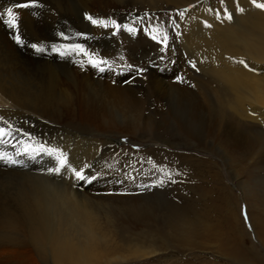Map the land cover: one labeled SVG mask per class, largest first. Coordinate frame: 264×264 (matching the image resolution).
<instances>
[{"label":"bare ground","instance_id":"obj_1","mask_svg":"<svg viewBox=\"0 0 264 264\" xmlns=\"http://www.w3.org/2000/svg\"><path fill=\"white\" fill-rule=\"evenodd\" d=\"M68 1L78 4L84 15L102 20L108 26L111 18L121 14L124 8V23L133 24L127 27L132 28L131 32L137 33L138 38H153L163 34L168 37L167 40L178 43L175 45V53L166 49L169 54L153 56L152 62H149L151 68L145 74L142 71L144 77L141 78L148 79L155 87L158 96L156 102L162 100L166 93H169L168 101H177L168 104L175 114L187 113L190 110L189 103L192 104L194 115L199 116L206 126L200 132L205 135L197 139L196 146L210 147L219 159H225L229 169L232 163L235 164L234 159L228 156L229 153L246 157L249 155L248 158L254 161V170L257 172H253L251 181L258 186L256 199L259 205L252 208L256 213H250L248 219L251 229L253 227L255 231V238L264 249V10L257 9L251 0H223V3L221 0H36L34 8H14L17 16L15 28H10L5 23L9 19L6 14L0 18V117L4 120L29 121L46 129H56L61 120L69 115L67 110L57 118V122H53L48 116L52 101H69L75 91L74 87L61 82L52 73L55 69H51L56 68L63 57L46 50L48 40H60L61 33L78 24L73 15L76 10L72 8V12L69 11ZM17 2L23 0H0V14H4L7 8L13 7ZM257 2L264 3V0ZM225 8L231 13V20L224 18ZM217 11L221 13L219 18L215 14ZM160 12L166 14L159 15ZM180 12H184L183 17L179 15ZM206 23L211 26L206 27ZM96 26L91 29L94 30L93 34H104L102 28L105 26L99 23ZM128 32L124 27V33ZM17 36L21 44L16 43ZM33 44L42 47L44 51L37 52L31 47ZM171 45L168 44L167 47L170 48ZM241 59L247 63L248 68L238 63ZM190 62H194L195 67ZM125 63L124 67H114V75L108 72L105 65L102 66L104 71H100L101 67H95L92 62H84L83 59L75 64L79 75L78 83L86 81L102 87L101 100L123 117L124 111H141L140 97H136L132 90L142 80L138 79V70L145 66L135 68L132 66L136 62L131 63L132 66ZM119 70L123 73H119ZM93 75L105 79L100 83ZM188 77L200 80L197 82L200 89L194 93L193 98L183 86ZM81 87L82 85L78 87V92ZM76 96L77 100L82 98L78 94ZM83 103H75L77 106H74L71 113L75 120L97 126L102 120L114 123L112 118L115 115L109 117L111 113L106 107L97 109L88 105L85 108ZM109 125L117 133L127 134L124 126ZM97 126L95 129L101 128ZM229 134H236V139ZM89 139L86 138L83 144L79 143L80 149L99 156V150ZM74 141L75 139L72 144ZM241 146L242 150L239 149ZM3 149L5 148L0 143V154H3ZM103 154L100 152L101 157ZM81 161L84 162V158ZM247 163L249 166V162ZM102 164L99 161L91 174L85 171L86 175L97 177L92 183L77 182L70 171L65 172L72 179L71 185L66 188L51 185L42 177L22 172L30 169L24 163L9 165L0 161L1 173L16 175L21 179L0 182L2 186L15 184L11 192L4 189L0 192V264H117L150 258H158L160 261L172 257L162 256V252L159 253L162 250L178 248L186 251L204 247L233 259L235 263L238 258L246 256L248 248L244 245L245 237L239 231L240 218H235L234 211L225 203L228 200L224 194L227 187H223L221 183V172L216 171L218 164L213 162L212 168L202 173L204 176L201 185L189 188L185 182H173L175 176L172 181L158 184L147 181L127 183L124 190H139L146 185V189L162 192V199L165 198L169 204L161 213L148 209L147 205L137 213H131L129 209L126 213L123 210L124 214H132L126 217L120 216L122 212H118L123 209L121 206L135 211L134 209L141 207V202L139 204L138 200L130 199L129 196L124 201L114 198L111 192H121L116 183L119 170ZM191 166L197 170L195 164ZM71 167L82 168L76 165ZM232 175L236 181L237 175ZM200 201L203 202V213H199ZM202 219L204 223L201 222ZM209 220L212 225H208ZM201 236L206 241L204 244L197 241Z\"/></svg>","mask_w":264,"mask_h":264},{"label":"rangeland","instance_id":"obj_2","mask_svg":"<svg viewBox=\"0 0 264 264\" xmlns=\"http://www.w3.org/2000/svg\"><path fill=\"white\" fill-rule=\"evenodd\" d=\"M115 1L124 2V0H115ZM67 7L69 11L71 12H72V8L76 10V12H73V15L76 17L78 24H75L74 26L66 29L64 33H61L60 40H55V39L48 40L47 41L48 47H46V50L63 57V60L56 66V68L54 67L51 69V70L55 69L53 70L52 73L56 77H58L61 80V82L63 81V83L65 84L68 83L70 84L71 87H74V91H75L73 93L75 97L73 96L74 97L73 98L71 96V99H69V101H63V100L62 101L60 100L58 102H56L57 100L52 101L50 104L52 106L49 105L50 108H48L49 109L48 111L50 112V115L48 114V116L52 118L53 122L54 121L57 122L60 116L65 114L67 110L70 113L65 119L63 120L60 119L61 122L56 129L55 128L46 129V127L39 126L29 121H24V122L20 120L8 121L13 127L11 130V133H8V132L5 133L3 137L4 142H0L5 148L3 149V155H6L8 157H13V159L15 160L17 159L19 163H22V164L24 163V165L26 164L30 167V169L27 168V171H22V172H25L29 175L39 177V178L42 177V179H44L46 182L48 181L47 183H50L51 185L61 186V187L63 186L66 188H67V185L69 186L71 185L72 179L67 177V175H65V172L62 173L63 175L62 174L57 175L55 173H49L47 171L48 168L54 167L56 165L57 163L56 157L60 155V153L66 154L67 160L69 161L71 166L76 165V166L83 167L87 164L88 167L86 168L85 171L90 174L92 173V171H94L99 161L103 163L102 165H104L105 167H108L109 165L112 167L114 166V168H118L119 171H118V175L116 178V183L120 186L121 192H117V191L111 192L113 197L124 201V198H127L129 196L128 198L130 199L138 200L139 204L141 202V207L137 210L134 209L135 211L131 210L130 207L124 206V203H121L126 208L125 209L124 207L121 206V208L123 209L118 210L119 213L121 212L123 213V214L121 213L122 215L120 214V216H123V217L130 216L132 215L131 213H137L138 211L145 209L147 206H148L147 207L148 209H151V210L155 209V211H157L158 213H161L164 211V209L166 210L168 208V204H169L165 198L162 199L163 198L162 192H159V191L157 192L153 189H146V188H141L139 190L136 188H132V189L130 188L131 190H126V189L124 190V186L127 185V183L128 184H131L134 182L142 183V182L147 181V183L158 184V183L166 182L168 180L172 181L173 177L175 176L174 177L175 180H173V182L175 183L185 182V185H187V187L189 188L190 186L192 187L196 186V184L201 185V182L203 181L202 178L204 176V174L202 173L208 169H211L212 168L211 164L214 162L215 164H218V169L216 170L215 168V170L219 171V173L221 172L220 173L221 180H222L221 183L223 187H225V185L227 187L224 194L227 195L228 200L225 203L226 205L228 204L229 209H232L234 211L235 218L237 219L240 218L238 219L239 231L242 232L243 236L245 237L244 245L248 248V251H249V252L246 251L245 253L246 256L245 257L243 256L244 258H238L235 263L233 262V259L223 257L220 254H217L215 250L213 251L208 247H204L199 250L191 249V250H186V251H181L180 249L179 251L177 248V249H172L169 251L162 250L159 252V253L162 252L161 253L162 256H168V255L169 257L172 256L168 260L163 259L159 261L158 258H150V259H144V260L141 259L137 261H132V263L130 261L126 263H117V264H181V263L182 264H209V263L210 264H218V263L264 264V249L262 248V245L260 244L258 239L255 238L254 236L255 231H253V227L251 229L250 224H249L250 223L249 219L247 220V222H245V218H244L245 214L249 218L250 213L251 215H253V213H256L252 208L255 207L256 205H259V202L256 199V194H257L256 189L258 186H255L254 182L251 181L253 180V176H252L253 172L254 174L257 172V170H254L255 169L254 161L248 158L249 155L248 157H246V155H234V154L229 153L228 156L233 158L235 161L234 162L235 164L232 163L229 169L228 166H226L227 164L225 163L226 162L225 159H222V158L219 159V157L216 156L215 152L210 147L201 148V146H196L198 145L196 144L197 139H201L205 135V134H200V132L204 131L206 129V126L205 124L202 123L199 116L194 115L193 111L191 110L192 104L189 103L190 110L187 113H184L181 115L175 114L174 112L170 110L169 105L176 103L177 101L176 100H174L173 102L168 101V99H170L168 98L169 93L168 94L166 93L164 94L165 99L164 98H162V100L158 99L159 102L158 101L156 102L158 96H156L157 91L155 87L151 85V83H149L148 79L141 78V77H144L146 70L148 68L149 69L151 68L152 65H150V63L152 62L151 61L152 57L157 54H164V53L169 54L168 51H170V53L171 52L175 53V49H176L175 45L177 42L176 43L175 41L171 42L169 39L167 40V44L165 45L163 41L166 35L163 36V34H159L158 36H156L159 38V40L158 38L156 39V37L153 40L151 36H147L146 38L142 37L143 38L142 40V38H138L137 33L135 32L124 33V26L133 25L131 23L128 24L127 22L124 23V8L122 9L123 14L121 13L111 18V21L114 20L116 21L117 24L121 26L118 31L115 28H113L112 24H110L109 26L102 28V30L104 31V34L95 35L93 34L94 30H91V29L92 28L95 29L96 24H92L91 21L86 18L87 16L81 12L78 4L76 5L72 1H68ZM165 14L166 13L164 12L159 13V15H165ZM71 32L73 34H71ZM140 39L142 41H140ZM149 39L151 40V42ZM149 42L152 46L150 44L148 45L146 44ZM153 42L155 43L153 44ZM170 42L172 45L170 44ZM155 44L157 45L153 49ZM168 44L171 45V47L169 46L171 49L167 47ZM76 45H79L81 48H83L84 51H80L79 48L78 49L75 48ZM142 46L143 48L141 49ZM52 47L57 50L54 51ZM149 47H151V50L153 51H151ZM162 48L165 49V52L164 51L161 52ZM166 49H168V51ZM58 50L61 51V53H64L65 56L61 55V53H59ZM91 50L93 51L96 50V51L94 53ZM124 51H126L127 53H125ZM79 52H81L82 54ZM150 53L153 55H151ZM124 54H126L128 57L125 56ZM147 55L149 56L147 57ZM74 56H76V58ZM81 58L83 59L84 62H90V63L93 60L94 61H101V60L104 61L105 63L100 64L99 67L102 68L103 65L107 66L108 67L107 69H109L108 72L112 75H114V73L116 72L114 67H124V62H126L125 64L130 65V66L133 65L131 63L136 62V64H134L135 66H132L135 68H141L145 65L144 71H143L144 74H141L140 72L138 73L139 78L137 77L138 79H142V80L132 90L133 93L136 95V97L138 98L140 97V105L142 104L141 109H140L141 111L137 113H130V112L124 111V117H123L122 114H118L116 110L106 106V104L101 100L103 96V94L100 93V91L102 90V87L94 85L86 81L79 84L78 83L79 79L77 78L79 75L77 74L78 72L76 71L75 64L77 62L78 63L82 62ZM139 59H140V62H139ZM118 72L121 74L123 73L122 70H119ZM93 78L99 80L100 83H102L103 80L105 79L104 77L97 76V75H93ZM191 78L188 77L187 79L188 81H184L183 86L190 93L188 95H190L191 98H193L195 96L194 93H196L198 89H200V87L198 88L199 86L198 83L200 80L198 79L197 81L196 80L197 78L195 77H193L192 79ZM81 85L82 87L80 89V92H78V87ZM194 86L195 87L197 86V88H194ZM138 93L140 95H138ZM191 93H193V96L191 95ZM76 94L79 95V98L80 96H82V98L77 100ZM149 94H150V97H149ZM145 98L147 100L148 98L150 99L147 101ZM80 101L82 103L84 101L83 105L85 106V108L88 105H91L92 107H95L97 109L106 107V109L111 113L109 114V117L115 115L112 118V120H114V123L113 122L111 123L108 120H107L108 122L106 120H102L99 123V126H97L96 124L94 125L93 123H86V122L80 123L79 121L75 120L74 117L71 115V113H72V110L74 109V106H77L80 103ZM59 105L60 106L62 105V106L60 107ZM51 107H53L54 110ZM57 107H59V109ZM154 108L156 111L154 110ZM191 111L193 115L191 114ZM109 124H114L120 127L124 126V128L127 130V134L117 133L114 129L110 128ZM3 126H4L3 124H0V127H3ZM96 126L101 127V128L95 129ZM229 135L232 138L236 137V134H229ZM85 137L87 139H89L90 137L89 140H91L92 145L96 146V149L99 150L98 151L99 156L94 155L92 152L86 153V151L80 149L79 143L80 144L82 142L84 143L86 139ZM74 139H75L74 144H72L73 143L72 141ZM162 142H166V143L163 144ZM167 143L168 145H166ZM243 145H245V143H243ZM25 149L28 150V155H23V154L19 156L16 155L18 151L21 153H24ZM239 149L242 150L243 146L239 147ZM48 152H51V155L47 154ZM100 152L104 153L102 157L100 156ZM37 153H40V154L37 155ZM83 158H84L85 164L83 161H81L83 160ZM75 159H76V162H75ZM87 162H89L90 164ZM247 162H249V166L247 165L248 164ZM192 164H195L197 166V170H194L192 166L190 167V165ZM183 166L185 167V169ZM136 168L138 169V171ZM3 173L4 172L1 173L0 171V182L7 181V179L21 180L16 175H12L9 173L3 174ZM234 173L237 175L236 181L233 179L232 174ZM238 181H240L242 185ZM237 182L238 184L236 185ZM14 187H15V184L13 183L5 184L3 186L0 183V192L2 189L8 192H11L12 189H14ZM197 194H199V190ZM145 200H146V203H145ZM156 203L159 204L160 207ZM152 205L154 208H152ZM115 206H118V205H115ZM198 208L199 210H201L199 211V213H203L202 212L203 202L201 201L199 202ZM112 209L115 212H117L116 209H114L113 207ZM128 209L131 213L124 214L125 211L123 212V210H126V213H128ZM247 209H250V211L251 210L252 211L250 212ZM209 221H207L208 225H210V223L212 225V222L211 221L209 222ZM201 222L204 223V219H202ZM197 241L198 242L201 241L202 244L206 242L203 236H201L200 240H197Z\"/></svg>","mask_w":264,"mask_h":264},{"label":"snow or ice","instance_id":"obj_3","mask_svg":"<svg viewBox=\"0 0 264 264\" xmlns=\"http://www.w3.org/2000/svg\"><path fill=\"white\" fill-rule=\"evenodd\" d=\"M221 3H223V0H221ZM251 3L257 8V9H261L264 10V3L261 2H257V0H251ZM36 7V0H23V2H17L13 7H9L6 9L4 14H0V18H2L3 15H7V17H9V19L5 20V23L8 24V26L10 28H15L16 27V20H17V16L16 13L14 12V8H18V9H22V8H34ZM240 11H243V9H239ZM217 18L220 17L221 13L219 11H217L216 13ZM179 15L181 17L184 16V12H180ZM224 18L225 19H232V15L231 13L227 10V8L224 9L223 12ZM88 20L91 21L92 24H102L103 26L107 27V23H105L104 21H98L96 19H93L91 16H87L86 17ZM111 24L113 26V28H115L117 31L120 29V25L116 23V21H111ZM206 27H210L211 25H208L207 23L205 24ZM125 28H127V30L129 32L133 31L132 28H128L127 26H124ZM16 43L17 44H21V40L19 38V36H17L16 38ZM153 39H155V37H153ZM163 43H165V45L167 44V36L164 37V41ZM31 47H33L37 52H42L44 51V49L42 47H37L35 44L31 45ZM75 48H79L80 51H84L83 48H81L79 45H76ZM54 51H56L55 48H53ZM161 51H164V49L162 48ZM61 55H64V53H61ZM93 66L99 67L100 64L105 63L104 61H92ZM192 63V67H195V63L194 62H190ZM238 63L242 64L245 68H248L247 63H245V61L243 59L239 60ZM100 71H104L103 68L99 69ZM250 71L253 69H249ZM139 72L144 71V69H139ZM178 79H182L180 77H178ZM131 82V81H129ZM0 124H3V127H0V142H4L3 137L5 135L6 132L11 133L12 130V125L4 120L2 117H0ZM28 155V150L25 149L24 153L21 152H17L16 155ZM40 153H37V155H39ZM47 154L51 155V152H48ZM34 158V157H33ZM0 161L7 163L9 165H15L18 163L17 160L13 159L12 157H8L6 155L0 154ZM56 165L54 167H50L47 169V171L49 173H55L57 175L62 174L63 172H67L70 171L75 180L77 182L83 181L84 183H92L94 180L97 179L96 176H88L85 174V169L88 167L87 165L83 166L80 169H76L74 167H71L69 161L67 160L66 154L65 153H60V155H58L56 157ZM141 187H148L146 185H143ZM245 222H247L248 217L245 214Z\"/></svg>","mask_w":264,"mask_h":264}]
</instances>
